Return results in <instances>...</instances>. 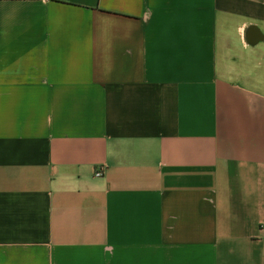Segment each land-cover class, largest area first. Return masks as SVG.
I'll return each instance as SVG.
<instances>
[{
    "label": "crops",
    "instance_id": "crops-1",
    "mask_svg": "<svg viewBox=\"0 0 264 264\" xmlns=\"http://www.w3.org/2000/svg\"><path fill=\"white\" fill-rule=\"evenodd\" d=\"M0 264H264V0H0Z\"/></svg>",
    "mask_w": 264,
    "mask_h": 264
},
{
    "label": "built area",
    "instance_id": "built-area-1",
    "mask_svg": "<svg viewBox=\"0 0 264 264\" xmlns=\"http://www.w3.org/2000/svg\"><path fill=\"white\" fill-rule=\"evenodd\" d=\"M102 174V172L100 171V172H98V173H96V175L97 176H100Z\"/></svg>",
    "mask_w": 264,
    "mask_h": 264
}]
</instances>
